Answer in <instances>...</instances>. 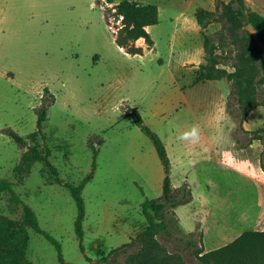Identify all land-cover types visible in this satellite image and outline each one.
Listing matches in <instances>:
<instances>
[{
  "label": "rangeland",
  "instance_id": "rangeland-1",
  "mask_svg": "<svg viewBox=\"0 0 264 264\" xmlns=\"http://www.w3.org/2000/svg\"><path fill=\"white\" fill-rule=\"evenodd\" d=\"M139 1L156 5L160 12L158 23L151 28L154 47L146 49L143 40L136 43L145 48L143 55L127 54L114 42L111 26L118 22L110 16L108 26L104 11L109 12L112 4L107 0H0V182L11 183V190L0 189V257L4 260L17 249L1 236V228L10 220L14 222L11 227L27 240L25 253L18 256L20 264H60L56 245L24 223L26 209L34 213L39 228L55 239L66 262L89 264L85 256L96 260L99 254L122 245L114 227L141 218L140 204L161 196L160 159L150 138L126 116L124 107L136 108L144 123L168 143L181 117L168 108L169 100L175 102L179 97L169 72L182 50L198 41L186 36L172 39L175 16L189 0ZM243 2L248 11L264 18V0ZM222 3L215 0L212 8L205 9L212 11L216 20L201 30L208 38L202 64L232 72L245 50V30L263 51L264 42L248 22L240 25L226 20ZM201 6L203 0H197L191 8ZM171 42L181 51L174 52V57L169 53ZM254 65L263 75L259 64L254 61ZM174 73L180 84L193 78L185 70ZM203 87L199 95H210L208 84ZM45 89L52 101L42 133L37 135V109ZM229 99L231 105L226 101L222 108L220 141L213 150L227 165L194 157L192 166H177L180 157L173 159L176 166L171 181L189 185L195 195V210L203 213L205 224L203 230L199 227L186 234L195 220L189 208H180L181 227L179 222L178 227L171 224L174 236H158L180 264H203L196 251H206L204 247L217 239L222 247L245 231H264V189L258 188L264 181L260 167L264 142L250 141L249 135L264 127V105L245 119L242 130L235 116L239 111L234 97ZM159 110L163 111L156 113ZM7 128L28 145L46 148L65 183L79 185L93 171L95 162L93 175L82 190L83 252L74 232L76 205L69 190L48 182L42 162L16 171L27 148L18 145L5 132ZM90 144L96 150L95 158ZM119 217L122 221L116 220ZM180 235L185 239H177ZM187 239L194 241L193 248L185 244ZM123 258L121 255L118 260Z\"/></svg>",
  "mask_w": 264,
  "mask_h": 264
},
{
  "label": "trees",
  "instance_id": "trees-1",
  "mask_svg": "<svg viewBox=\"0 0 264 264\" xmlns=\"http://www.w3.org/2000/svg\"><path fill=\"white\" fill-rule=\"evenodd\" d=\"M112 4V0H107ZM222 15L231 22H237L241 25L243 21L248 22L257 32L258 38L264 42V18L254 12L248 11L243 0H230L222 3ZM110 13V14H109ZM112 16L118 24H113L112 34L114 42L122 48L124 52L130 55H143L145 48L138 46V40L143 39L148 50L152 49L154 42L147 31L149 26L158 23L159 12L154 4H139L135 0H123L109 8V12L104 11V17L107 21ZM213 12L203 8H197L195 17L201 30L216 19L212 17ZM110 28V29H111ZM204 35V32L201 31ZM245 50L238 57V65L234 71L227 72L224 69H216L208 62L200 64L195 74L194 82L203 80H214L224 78L231 83L230 97H234L236 108L239 113V127L244 130L243 122L247 118L249 112L264 105V51L258 45L257 40L247 30L244 31ZM208 47V38L204 35V48ZM257 62L263 71V75H259L254 65ZM212 72L218 73V76L212 75ZM45 98L47 99L45 101ZM228 98L227 106L231 105ZM52 101L48 90L45 89L42 97V104L37 109L36 134L41 135L43 123L46 120V110L48 103ZM126 116L133 120L141 130L152 141L156 153L164 169V178L162 184L161 196L153 199H146L140 205V213L146 220V225L133 237L129 242L115 247L107 254H99L96 260L85 256L89 264H180L175 255L167 252L158 240V236L165 234L172 237L175 229L172 225H177L178 221L175 214V208L187 203L192 193L187 183L174 188L172 186L170 171L171 164L167 155L164 143L160 137L153 132L143 121L141 115L136 108L125 106ZM5 132L21 147H26L27 151L22 155L19 164L15 168L16 171L27 168L34 162H42L48 176V182L56 183L66 187L76 205V217L74 220V232L80 241V249L83 252L81 244L84 231L83 221L85 217L84 199L82 190L84 185L91 179L95 169L93 162V171L83 179V181L75 186L70 183L63 182L59 176L56 167L51 163L49 151L44 148L38 150L35 146L27 144V141L13 129L7 128ZM250 141L260 140L264 142V127L249 132ZM94 149L93 145L90 144ZM96 150L94 149V158ZM260 167L264 172V161H261ZM1 190H11V183L7 181L0 182ZM24 223H28L33 230L44 235L50 242L56 245L58 250V261L60 264H72L66 262L61 255L58 243L48 234L44 233L38 225V221L33 212L26 209V218ZM13 221L6 220L1 228L2 239L16 246V251L6 260L0 257V264H20L18 256L23 255L27 248V240L20 237L18 231L11 227ZM178 231V230H177ZM177 239L184 240L185 237L177 236ZM185 244L194 247L195 243L192 239L185 240ZM197 257L203 264H264V231L250 230L245 231L236 237L232 242L214 250L204 251L199 249L196 251ZM123 255L120 261L118 257Z\"/></svg>",
  "mask_w": 264,
  "mask_h": 264
},
{
  "label": "crops",
  "instance_id": "crops-1",
  "mask_svg": "<svg viewBox=\"0 0 264 264\" xmlns=\"http://www.w3.org/2000/svg\"><path fill=\"white\" fill-rule=\"evenodd\" d=\"M135 1L139 4H145L143 2H140L139 0ZM196 1L197 0H189L188 4L185 5V7H182L183 9L179 11L175 16L176 21L174 24L172 39L178 37L182 38L183 36H186L189 39L197 37L198 42L192 44V46L187 49H183L182 52L179 48H176V45H174L173 42H171L168 47L171 57H174V52H177L179 54L178 51H180L182 53L175 62L174 70H185L193 74V78L191 80H187L185 83L180 84L178 78L175 76L174 70H171L169 72V79L171 83H174L176 85L177 91L179 92V97L175 102L169 100L168 108L170 110V113H177L181 116L180 120L176 121L175 126L172 129V133L174 134L173 138L170 139L166 144L162 141L165 145L168 157L170 156L169 159L171 158L170 175H172V171L174 170V166L176 165L178 166L185 164L192 166L195 160L194 157L204 158L208 162H215L213 164L219 166L226 163L225 159H221L220 156L215 155L213 150L218 146L220 141L219 138L222 126L221 112L230 94L231 85L230 82L224 78L194 82L196 71L198 70L199 65L202 64L204 55V44L201 35V28L198 25L195 17V11L197 8H191ZM223 1L227 3L230 0ZM116 3L118 2H112V5ZM214 3L215 0H203L204 6H201V8L210 9L214 6ZM151 28L152 26H149L147 28V31L150 33V35ZM192 39L190 41H192ZM204 84H208L209 89L212 91L210 95H199L201 87L203 89L205 88L203 87ZM197 91L198 93H196ZM209 96L211 97L209 98ZM162 111L163 110H159L156 113L160 114ZM254 112H256V110L249 112L247 118H251L252 114H255ZM153 114H155V112ZM170 150L172 153H170ZM176 156L180 157V160H176V165H174L173 159ZM243 173L246 174L245 171H243ZM262 173L264 176V172ZM247 175L253 177L251 174ZM161 178L162 188L164 169L163 176H161ZM184 179L188 180L189 177L185 176ZM258 184V188L260 189V191L263 190L264 181ZM172 186L176 188L179 187L180 184H174L172 182ZM194 201L195 195L192 193L190 201L175 208V214L178 219L179 225L181 222L180 218L178 217L179 209L189 208L191 210L192 217L195 220V225L191 226V230L186 231V234L194 232L199 227L202 230L205 228L204 219L202 217L203 213L202 215H199L200 212H196V208L193 205ZM203 212L204 214L208 213L207 210H204ZM116 220L122 221V218L119 217ZM124 220L125 222L127 221V219ZM145 225L146 220L142 216L141 218L136 217L134 219H131L126 226H121L119 228L114 227L113 230L114 232L119 233V243L124 244L128 242L132 236L136 235ZM89 229H91V227H89ZM220 244V241L217 239L216 242H212L209 248H204L206 251H210L221 247Z\"/></svg>",
  "mask_w": 264,
  "mask_h": 264
}]
</instances>
